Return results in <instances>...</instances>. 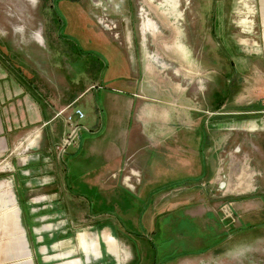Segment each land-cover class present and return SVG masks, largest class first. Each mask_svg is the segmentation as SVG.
I'll use <instances>...</instances> for the list:
<instances>
[{
  "label": "rangeland",
  "instance_id": "obj_1",
  "mask_svg": "<svg viewBox=\"0 0 264 264\" xmlns=\"http://www.w3.org/2000/svg\"><path fill=\"white\" fill-rule=\"evenodd\" d=\"M100 1L0 0V63L14 73H30L52 101H79L64 107L60 115L65 119L80 108L85 114L80 124L89 130L96 120L101 122L97 101L105 89L124 87L127 77H132L131 69L134 75L139 69V80L145 83L148 54L156 73L163 76L162 101H180L181 107L184 101L196 107V111L186 110L184 123L173 120L174 126L194 127L201 123L198 115H205L201 124L206 136V132L194 135L189 145L195 151L190 156L201 167L188 171L193 182L168 193L172 181L154 174L150 166L127 160L139 171V184L131 177L133 185H127L130 168L126 166L115 172L116 177L99 179L98 185L115 196L122 188L129 190H124L128 201L123 202L128 211L121 212L122 203L115 201L112 215L100 210L107 203L94 202L92 217L86 201L71 190L97 182L95 165L82 155L78 158L73 146L77 143L67 150V164L76 162L67 173L69 189L26 178L29 167L63 168L64 153L58 156L52 149L51 160L44 162L33 153L42 133L37 131L36 137H21L0 155V241L8 235L15 242L13 224H17L27 233L26 251L33 264H113L112 260L128 264L132 260L129 243L117 232L124 229L134 233L127 235L138 248L139 264L151 263L145 255L150 247L135 233L158 244L160 256L172 255L156 264H264V0ZM170 4L182 14L177 9L173 19L178 18L179 37L170 36L171 26L161 18V9ZM176 45L179 50L173 48ZM63 74L65 83L58 81ZM148 83V89L155 91ZM88 86L89 91H83ZM79 92L83 94L78 96ZM150 98L145 99L159 101ZM220 101L227 104L218 109ZM147 152L153 161L154 153ZM55 158L59 160L54 162ZM187 158V163L174 160L161 166L170 169L182 163L184 168L190 166ZM106 174L99 176L106 178ZM154 178L156 184L146 188L152 192L146 199L140 191ZM53 193L60 197L56 207H51V201H40ZM18 194L29 201L27 216ZM106 221L116 227L118 240ZM219 235L224 239L217 243ZM13 251L22 255L21 250L0 245V262H7L6 253ZM101 251L108 256L102 257Z\"/></svg>",
  "mask_w": 264,
  "mask_h": 264
},
{
  "label": "crops",
  "instance_id": "obj_2",
  "mask_svg": "<svg viewBox=\"0 0 264 264\" xmlns=\"http://www.w3.org/2000/svg\"><path fill=\"white\" fill-rule=\"evenodd\" d=\"M177 6H179V2ZM252 12L253 11H251L250 13ZM181 15V11L179 10V16ZM172 29V34L179 37L180 31L178 23ZM178 41L179 40H176L175 42ZM173 48L175 50L180 49L177 47V45ZM132 53L133 52L130 51L129 55H131ZM147 59L148 64L146 66V69L144 67L143 72V74L145 73V83H143L142 80H139V69L136 71V75L133 74V71L131 69L132 77H127L124 82V87H111L105 89L101 94L102 98L98 99L97 101L103 113V115L101 114V122L99 123L96 120L97 124L95 128L89 130H85L86 128L88 129L86 125H81L82 130L80 132L79 141L76 145H73L77 149L76 152L78 153L79 151L78 158L80 155H82L83 159L86 162H91L93 166L95 165L94 168L95 170H97V174L95 175V177H97L96 183L90 181L89 183H83L81 184L82 186L78 188V190L74 189L71 186L76 191L73 195L77 196L82 201H86L87 212L90 213L89 215H91L92 217L94 216L93 214H91L92 208L94 207V202L107 203V205H104L102 208H100V210H104L103 212L106 213H112V215L113 202L115 201L122 203L119 204V206L122 208L121 212L123 210L128 211L129 207L125 208L123 204V202L128 201L127 198L124 197V195H126L124 194V190H127L126 188H122L121 192L119 191L118 193L119 196H115L113 191L104 188L103 186H101V184L98 185L99 179L108 180L107 178L118 176L115 172H119L121 168L124 169L126 166H129V164L126 163L127 160L131 162L132 160H134L138 164L140 163L141 165L144 164L145 166H150L154 169V174H159L165 179L172 181L171 187L167 188L169 191L166 189L168 193H170L172 190L174 191V189L180 185L186 183L189 184V181H192V174L189 175L188 171L191 172L195 167H201L197 166L198 161L196 160V158L190 156V154L194 155L195 151L192 150L189 145H191L190 140H193L194 135L195 137H197L198 133L202 135L206 132V136L207 130L204 129L203 125L201 124L205 121V115H198L199 117L197 116L199 119L198 122L201 121V123H197V125L194 124V127H185L184 124L183 126H174L173 120L178 119L183 122V117L185 116L186 110L192 108L189 107L188 104H186L184 101H182V107L179 106L180 101H162V92L164 91V88H161L160 84L162 83L163 85L164 81L161 80L163 76H161L160 73H156L154 64L151 63L150 60L151 56L149 57L148 54ZM64 75L65 74L59 76L58 81L62 80L65 83ZM148 82H152V86H154L153 90L155 91H151L148 89ZM89 88L90 86L84 88L83 91H89ZM169 90L171 92L175 91L171 88V86L169 87ZM170 91L169 95H171ZM41 92L42 91L35 83V77H33L30 73L24 72L23 70H18L16 73H14L12 69H8L6 66H3L0 63V155L11 149V147L21 137H36L35 132L39 131V133H42L37 143L38 145H36V147H34L33 149V153H35L38 158L40 154V157L44 158L43 162L45 160H51L50 158L51 156H53V153L51 152L52 147L60 140L65 129L64 118L62 117V115H57V113L64 109V107H67L70 104L75 105L76 102L78 103L79 101H74V99L71 101H60L59 99L58 101H52L51 99L47 98L46 94L43 95ZM82 94L83 92H79L78 96ZM139 96L143 98L140 100ZM150 97H153V99L158 98L159 101H149L145 99H151ZM192 102L194 103V101ZM213 102L215 103V101ZM226 104V101H220L217 102L216 106H219L220 108L218 109H221L223 105ZM192 105L195 106V104ZM192 110L196 111V107H194ZM201 111L205 110L201 109ZM182 129L185 131H182ZM84 132L88 134V136H86V139L83 141L82 137L85 135ZM148 149L154 153V155L152 156L154 159L153 161H150L151 156L147 154ZM67 150L68 147L66 149V152L64 153L65 159H63L62 161L63 168L61 165L57 171L55 166L54 170L52 167L45 168V166H43L44 169L40 168L41 166L38 167L39 169H36L37 166H35V168L29 167L32 172H30L29 169L25 170L24 173L27 174L26 178L30 177V179H34L35 183H43L44 186L51 185L52 183H59L61 185L67 186L66 188L69 189L68 187L70 185L66 182L67 173L71 174V170L76 162H70L67 164V160L70 156V153ZM198 152L202 154L200 150L197 151V154ZM182 156H184L185 158H182ZM187 157H190V166L180 168L182 167V163L181 166L178 165L170 169H166L161 166L163 164H168L174 160L187 163L189 162ZM57 159L58 158H55L54 162ZM34 162H31L28 166H32ZM173 164H175V162H173ZM129 168L130 174L127 175V179L124 177L127 181V185H133V183H131L130 181L131 177H135L139 184V171H135L130 166ZM103 171H105L107 174L109 173L106 178L105 176H99ZM40 173H43V176H39ZM186 173L187 175H185ZM205 173H207V168H205L204 174ZM156 178L147 182L140 191L141 195L144 192L146 199L151 197V183H154L155 185V180H157ZM148 186L151 188L146 189ZM127 191L130 193L129 190ZM56 196V193L43 195L40 201H51L53 202L50 204L51 207H56L59 204L58 200L60 198ZM17 197L18 202H20L22 206V210L27 216V214H29L31 210V207H29L28 205L29 201L26 199L25 195L18 194ZM149 204H152V200L148 202V206ZM143 209L140 210L141 214L143 212ZM126 211H124V213H126ZM106 225H108L110 233L116 239L120 238V236H118L116 232L114 233L116 227L113 224H110V222H108ZM106 225L102 227H105ZM109 225L114 226V228L112 229ZM13 226L15 228V242L11 240L12 237L10 238L7 235L4 239L1 238L3 241H0V245H4L6 246V248H13L14 250H21L22 255L20 256V253H14V251L12 253H6L5 258L7 259V262L5 261V263L27 264L30 261V264H33L29 252H27V247L29 246L26 237L27 233L25 234L23 227L22 230L19 228V226H17V224L16 226L13 224ZM117 232L119 233V235H123L124 239L128 241L133 260L136 252H139L138 248H136L135 246L134 241L127 236V233L124 229L121 232ZM12 244L14 246H12ZM149 252L150 249H147L145 255ZM101 253L102 257L104 258L108 256L104 255V252L102 251ZM132 260L128 264H130ZM115 261H117L116 258ZM112 262L113 264H115L114 260H112ZM5 263L0 262V264ZM109 263L112 264L111 262Z\"/></svg>",
  "mask_w": 264,
  "mask_h": 264
},
{
  "label": "built area",
  "instance_id": "obj_3",
  "mask_svg": "<svg viewBox=\"0 0 264 264\" xmlns=\"http://www.w3.org/2000/svg\"><path fill=\"white\" fill-rule=\"evenodd\" d=\"M68 107L69 106H67L66 108ZM66 108L59 111L57 115L62 114ZM82 118H84V113L80 108L77 107H75L70 114L65 116V129L62 133L59 142L55 143L52 147L54 151L58 152V156L65 153L67 147L79 141L80 132L82 130L80 120Z\"/></svg>",
  "mask_w": 264,
  "mask_h": 264
},
{
  "label": "trees",
  "instance_id": "obj_4",
  "mask_svg": "<svg viewBox=\"0 0 264 264\" xmlns=\"http://www.w3.org/2000/svg\"><path fill=\"white\" fill-rule=\"evenodd\" d=\"M70 187V186H69ZM71 190H73L74 192H76L73 188H71ZM102 211V210H101ZM101 211H98L97 212V214H99ZM103 212V211H102ZM93 213V212H92ZM126 231V233L128 234V235H133L134 233L133 232H131V231H128V230H125ZM127 235V236H128ZM153 234L151 233V236H152ZM135 236H137L138 238H139V236L140 237H142V239L143 240H145V242H146V244H148L149 245V249H151V251L148 253V255L146 256V258H149V259H151V263L150 264H156L157 263V261L158 260H166V259H170L171 257H172V255L169 253V255H167V254H162L161 256H160V253H159V251H158V248H157V245L155 244V242H153L149 237L148 238H146V235L145 234H139V233H135ZM132 239V238H131ZM223 239H224V236H218V238H217V243H219V242H222L223 241ZM133 240V239H132ZM134 241V240H133ZM152 256V257H151ZM140 261H141V258H140V254H139V252H136V255H135V257H134V259L132 260V262L130 263V264H139L140 263Z\"/></svg>",
  "mask_w": 264,
  "mask_h": 264
},
{
  "label": "bare ground",
  "instance_id": "obj_5",
  "mask_svg": "<svg viewBox=\"0 0 264 264\" xmlns=\"http://www.w3.org/2000/svg\"><path fill=\"white\" fill-rule=\"evenodd\" d=\"M98 1V3L99 2H101L100 0H97ZM106 3V2H105ZM106 5V4H105ZM109 7V6H108ZM161 7V6H160ZM118 9V8H117ZM161 9V8H160ZM177 6H171V4L170 5H168V8L166 9V8H164V10L165 11H163L162 9H161V18H162V20L163 21H165L166 22V24H168V25H170L169 27H170V31H171V33H170V36H172L173 34H172V31H173V27L175 26V25H177V23H178V18L176 19V20H174L173 21V19H174V14L176 13V11H177ZM159 11V10H158ZM160 17V16H159ZM145 23V22H144ZM145 27V26H144ZM176 29V28H175ZM175 29H174V31H175ZM176 32H178V31H176ZM170 38V37H169ZM169 40V39H168ZM179 44V43H178ZM173 46H175V45H173ZM155 67V66H154ZM240 257V256H239ZM241 257H243V256H241ZM240 259V258H239ZM262 259V258H261ZM242 261V260H241ZM241 264V263H240ZM243 264V263H242ZM246 264V263H245Z\"/></svg>",
  "mask_w": 264,
  "mask_h": 264
}]
</instances>
